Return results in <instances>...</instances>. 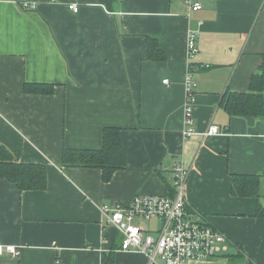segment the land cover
Returning <instances> with one entry per match:
<instances>
[{
	"label": "crops",
	"instance_id": "0c3cea01",
	"mask_svg": "<svg viewBox=\"0 0 264 264\" xmlns=\"http://www.w3.org/2000/svg\"><path fill=\"white\" fill-rule=\"evenodd\" d=\"M185 1L0 0V145L46 170L42 190L0 180V244L20 253L0 264H101L111 251L115 264H161L121 251L101 208L173 195L175 163L189 172V211L227 237L229 254L264 264V219L255 217L257 203L264 209V118L229 117L221 106L227 91L246 92L264 65V0H191L199 11ZM191 31L197 134L184 139ZM147 38L164 62L147 59ZM27 83L52 90L27 93ZM210 125L222 134L203 137ZM107 127L120 130L124 169L104 182L99 169L62 165L65 149H100ZM232 174L258 175L259 200L232 196ZM150 223L138 226L156 235L161 223Z\"/></svg>",
	"mask_w": 264,
	"mask_h": 264
},
{
	"label": "built area",
	"instance_id": "2783aa9c",
	"mask_svg": "<svg viewBox=\"0 0 264 264\" xmlns=\"http://www.w3.org/2000/svg\"><path fill=\"white\" fill-rule=\"evenodd\" d=\"M189 11H199L202 6L191 0L185 1ZM25 11L35 10L33 4L24 2ZM68 10L78 12L75 4L68 5ZM197 33L189 32L186 41L187 60L190 65L197 54ZM188 69L184 87L183 102L184 139L197 134L193 122V104L195 82ZM167 80L163 81L166 84ZM222 134L216 125H210L202 134L210 137ZM188 170L181 163L171 167V187L173 195H136L127 204L115 207H102L101 213L106 225L120 235V250L144 255L149 262L158 258L161 264H190L197 261H209L227 254L229 242L227 237L207 225L202 215L191 212L186 201V181ZM136 219L144 221L159 220L160 229L156 235L145 234ZM19 250L13 246L0 244V256L18 257Z\"/></svg>",
	"mask_w": 264,
	"mask_h": 264
},
{
	"label": "trees",
	"instance_id": "16d2710c",
	"mask_svg": "<svg viewBox=\"0 0 264 264\" xmlns=\"http://www.w3.org/2000/svg\"><path fill=\"white\" fill-rule=\"evenodd\" d=\"M116 1L118 0H108V5ZM146 41L147 59L164 62L166 56L158 42L151 38H147ZM191 69L192 65L189 70ZM51 90V85L24 84V91L27 93L48 94ZM221 106L229 117L264 118V65L252 75L246 92L227 91L222 98ZM62 165L99 169L102 180L107 182L115 171L122 170L127 165L126 152L120 141V130L113 127L105 128L102 145L98 150H63ZM45 173L44 166L22 163L15 153L0 145V180L15 184L21 191L42 190L45 187ZM259 187L258 175H231L230 193L234 197L259 200ZM255 217L264 219V209L259 203L256 205ZM224 256L228 258L227 264H255L245 260L240 252ZM101 264H115L114 253L111 251L104 254Z\"/></svg>",
	"mask_w": 264,
	"mask_h": 264
},
{
	"label": "rangeland",
	"instance_id": "374dc122",
	"mask_svg": "<svg viewBox=\"0 0 264 264\" xmlns=\"http://www.w3.org/2000/svg\"><path fill=\"white\" fill-rule=\"evenodd\" d=\"M135 224L137 225H140V226H144L145 227V230L149 228H151V223L149 224V221H144V220H141V219H136L135 220ZM224 261L225 259L223 257H220V258H216V260L212 259V260H207V261H197V262H191L190 264H224Z\"/></svg>",
	"mask_w": 264,
	"mask_h": 264
}]
</instances>
